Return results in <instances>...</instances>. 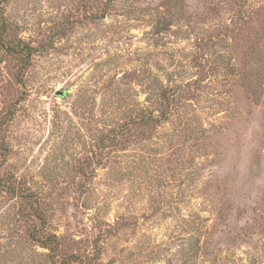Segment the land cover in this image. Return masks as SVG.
<instances>
[{
	"label": "rangeland",
	"instance_id": "obj_1",
	"mask_svg": "<svg viewBox=\"0 0 264 264\" xmlns=\"http://www.w3.org/2000/svg\"><path fill=\"white\" fill-rule=\"evenodd\" d=\"M106 1L0 0L38 48L24 70L0 60L3 172L96 264H214L211 232L215 264H264V22L233 32L235 0ZM161 84L180 97L170 120L104 149ZM16 212L0 190V264H50Z\"/></svg>",
	"mask_w": 264,
	"mask_h": 264
},
{
	"label": "trees",
	"instance_id": "obj_2",
	"mask_svg": "<svg viewBox=\"0 0 264 264\" xmlns=\"http://www.w3.org/2000/svg\"><path fill=\"white\" fill-rule=\"evenodd\" d=\"M120 1L122 0H107L105 12ZM136 4H140V2L137 0ZM235 5L236 8L231 10L233 32L250 30L254 28V25L258 26L259 30L263 29L261 20L263 23L264 19L260 18V14L257 17L250 16L245 0H235ZM166 20L160 13H157V24L166 25ZM37 52L38 48L33 43L23 39L16 28L7 21L5 10L0 2L1 62L10 60L19 66V70H24L30 65ZM179 99L180 97L176 91L161 84L154 105L150 108L141 109L135 117H131L129 120L126 118L118 123L117 128L111 129L107 132V135H104L101 140L102 146L104 145V149L109 150H124L125 144L123 145V141L131 133H135L134 136L139 141L148 140L152 132L170 120ZM3 120V118L0 119V190H3L8 197L12 198V201L16 202V216L20 223L27 227L29 242L48 251L51 259L50 264H96L98 258L88 251H84L83 254L66 253L67 245L65 246L63 239L55 232L50 231L47 222L48 217L38 195L32 193L15 177L3 172L4 165L9 158V148L2 136L5 125ZM121 228H123V225ZM119 229L120 227H118ZM212 235V232L208 235V240L201 247V250H203L202 255L210 258L209 261L215 264L214 261H217L221 251L218 244L211 239Z\"/></svg>",
	"mask_w": 264,
	"mask_h": 264
}]
</instances>
